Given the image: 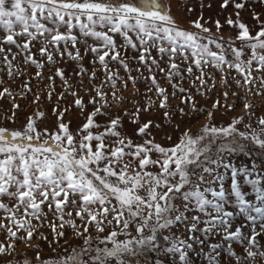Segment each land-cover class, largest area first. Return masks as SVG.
<instances>
[{
  "label": "snow or ice",
  "instance_id": "snow-or-ice-1",
  "mask_svg": "<svg viewBox=\"0 0 264 264\" xmlns=\"http://www.w3.org/2000/svg\"><path fill=\"white\" fill-rule=\"evenodd\" d=\"M230 2L243 9L247 0H223L220 7ZM236 16L226 20L239 30L233 40L220 35L218 19L203 14L189 22L195 31L182 28L164 0H0V77L4 72L13 82L25 77L22 91L3 88L0 99L31 94L32 103L40 104L32 83L39 87L47 80L51 101L57 79L59 99L65 93L73 97L72 105L53 106L52 131L39 127L46 119L39 110L35 119L26 117L23 129L0 127V230L6 240L35 252L17 258L19 243L0 241V264H197L193 256L203 257L204 264H222V250L228 264H264V116L257 117L258 130L251 123L240 130L245 116L217 126L214 112L224 108L226 115L236 105L218 97L211 110L197 108L191 92L195 88L205 96L231 88L229 78L241 91L255 88L256 80L264 89V75L253 76L264 71V23L253 35L239 12ZM253 17L259 20L255 12ZM78 43L86 45L83 54ZM89 52L91 71L82 63ZM65 57L76 65L73 76L87 102L69 84L68 68L60 66ZM31 67L34 75L28 73ZM209 68L219 73V82ZM186 79L189 88L183 86ZM254 94L264 95L259 89ZM221 95L226 102L238 93ZM238 98L251 120L253 104L246 96ZM171 99H180L187 111L173 107ZM73 107L84 121L75 131L65 122ZM114 107L123 112L106 110ZM158 110L162 123L141 119ZM193 114H206L208 123L196 132L176 123V117ZM14 117L15 111L7 119L15 123ZM98 117L105 118L103 124ZM126 123L134 126L131 133ZM166 126L178 133V142L169 147L153 135ZM241 155L248 163L234 162ZM43 227L51 230V240L39 231ZM66 229L82 238V245L65 248L66 256L43 258L36 240L50 248L61 238L67 244ZM234 241L243 245L242 253Z\"/></svg>",
  "mask_w": 264,
  "mask_h": 264
},
{
  "label": "rangeland",
  "instance_id": "rangeland-1",
  "mask_svg": "<svg viewBox=\"0 0 264 264\" xmlns=\"http://www.w3.org/2000/svg\"><path fill=\"white\" fill-rule=\"evenodd\" d=\"M235 2H242V0H235ZM165 5H170L171 8V15L176 19V21L178 22V24L185 29H189L191 31H195L194 28L191 27L190 25V21L195 20L198 18V16L200 14H203L205 19H209L211 18L212 20H216L218 19L221 23V25H223L221 31H220V35H222L225 39L228 38H232L233 40H235V37L238 33V29L229 26L226 23V20L229 16H231V18L235 21L237 19L236 13L239 12V19L241 22L245 23L251 33L253 35H255V33L257 31H259L261 23H264V2H262V0H247V2L245 3V7L243 9H235L232 5V3L230 2L229 6L227 8H221L220 5L223 3V0H164ZM201 3H203L204 7H201ZM211 4V7L209 8L207 5ZM185 5H189L191 6L194 11L191 13H188L186 11V7ZM256 13L259 15V20L254 19L253 17V13ZM206 26H211V25H206ZM213 32L216 31L215 27H212ZM0 34H2V31H0ZM78 34V32H77ZM81 40H84L85 38L80 37ZM116 42L118 44H122L123 40L121 37H119L118 35L115 36ZM89 43H92L91 39H88ZM241 41L236 40L235 44L237 47L241 46ZM36 47H39V44H36ZM78 48H80L82 54L84 52V48L86 47V45L84 43H78L77 45ZM61 49H63V45H61ZM33 51H35V48L33 49ZM246 51H250L247 50ZM129 52H131V50H129ZM134 54V53H133ZM153 55H156L155 51H153ZM37 58L38 54H37ZM92 58V54L89 52L87 55H85L84 60L82 61V63L85 66L89 67V70L91 71V67L89 65V61ZM65 61L66 62H61L60 66L61 67H67L68 68V76L70 77L69 79V84H75L76 85V91L78 92V94L80 96H82L85 100V102H87V100L89 99V96L86 94L85 91L80 90L79 87V78L78 77H74L73 76V69L76 68V65L74 62L72 61H67V58L65 57ZM255 67V65H254ZM54 70V69H53ZM36 69L34 67H31L28 69V73L29 75H34L35 74ZM208 71L212 72L215 77L217 82H219L220 79V75L218 72L215 71V69L209 68ZM45 74H47V70H45ZM99 75V73H97ZM199 73H197L198 75ZM233 75H235V73H232ZM121 75H123V72H121ZM145 75H147V73H145ZM261 75H264V71L262 72H253V76L254 77H259ZM2 79H4L5 83L3 85H0V90H2L3 88H10L12 89L14 92H18V91H22L21 85L23 80L25 79V77H19L17 79H15V81L13 82V80H9L7 77V73L4 72L2 77H0ZM190 79V78H188ZM237 79H240L239 76H237ZM84 81L85 83L87 82V77H84ZM48 81L45 80L43 83H41L39 85V87H37V84L35 81H33L32 83V88L34 91H39L40 96H41V103L40 104H33L32 100L34 99V96H32L31 94H28L27 96H25L24 98H21L20 96H17L15 98L14 101L11 100V98L5 96L4 98L0 99V127H5L8 129H23L24 125L27 123L26 117L29 115H33L37 110L45 112L46 113V119L42 120V121H38L39 127L41 129L43 128H47L50 131L54 130L56 128V123H57V118L56 116H54L52 114V108L53 106L59 104L62 108L64 106H68V105H72L73 104V97L68 95V93H65L64 96L65 98L63 100L59 99V97L56 95V93H59L62 91V88L60 87V81L57 79L56 81V93H53L54 98L49 101L47 99V93H48V89L46 87ZM163 83V81H162ZM256 83V87L253 88L252 85H248L247 88H245L244 90H239L236 88L234 81L231 80V78H229V84L232 85L231 88L228 89H224V88H216L214 89L212 92L207 93L205 96H200L196 94V90L195 88L191 89L192 95H193V99L197 102L196 103V107L197 108H201L204 107L207 110H211L212 108V104L218 99V97L221 100V103H227V104H235L236 108L234 111H230L227 112L226 115H224L225 113V109L221 108L218 112H214V119H213V123H215L217 126H219L221 123L227 125L228 123L231 122V118L233 116H245V119L243 121V124L238 125V127L240 128L241 131H247V129L244 128V124H248L251 123L252 126L254 128H259L258 124H257V117L260 116H264V95H260L257 96L254 93L259 89L262 93H264V89L260 88V82L259 80L255 81ZM209 84H211V81H209ZM197 85H199V82L197 81ZM167 86V85H166ZM185 88H189V84L187 82V79L184 82L183 85ZM90 87V86H89ZM140 87V91L141 94L144 93L145 91V87L144 84L141 83L139 85ZM251 88L252 91L249 92L248 89ZM227 90L229 92V95L231 96V94L233 92H237L238 96H232L231 99L227 100L226 102L223 100L222 97V92ZM172 89L169 86V92H171ZM94 94V93H93ZM125 96H129L130 92H125L124 93ZM247 97V100L250 101L253 104V107L251 109H249L250 112H254L255 115L251 118V120L248 119V117L245 114V110L243 108V103L242 101L238 98V97ZM140 98V97H137ZM13 103L20 105L19 109H13ZM171 104L173 107H176L177 105H179L182 108H185V110L187 111V108L185 107V104L181 103L180 99H171ZM126 108H131L132 105L126 104L125 105ZM88 110H91V105L88 106ZM107 111H110L112 113H116V112H123L122 108H118V107H114L111 109H106ZM13 111H15V117L14 119L16 120L15 123L12 122V120L7 119V117H11L13 116ZM206 114H202L197 116L196 114H193L191 116V118H185L184 120H180L179 117H176V123H180L184 126H187L189 128L192 129L193 132L198 131L201 127H203L204 124L208 123L207 119L205 118ZM33 118L35 119V116L33 115ZM98 119L100 120L101 124L104 123L105 118L104 117H98ZM142 120H148V119H155L157 123H162L163 122V111L162 110H158L153 112L152 116H142L141 117ZM71 121V128L73 131H75V129L82 125L84 123L83 119L79 118V109H76L75 107H73L72 111L67 114L66 116V121ZM134 126L130 123H126L125 124V130L128 131L129 133H131L132 128ZM183 130V128L181 129ZM166 134H171L173 136V139L171 141L167 140L165 138ZM153 135L156 137V142L160 143L161 145L165 146V147H169L172 144H174L175 142H178V133L174 132L173 129L171 127H165V131L163 133L154 130L153 131ZM133 139H136V137H133ZM234 162L236 163H248V158L244 157V156H238L234 158ZM264 163V162H262ZM241 218H237V220L239 221ZM79 223V221H77ZM39 231L43 232L45 235L48 236V239L51 240L52 236L50 234V229L47 227H43L41 228ZM66 235H67V239H68V243L65 244L64 243V239L61 238L59 241V245L57 244H53L52 247L50 248L47 243L43 240H36V243L41 244L42 245V251H41V255L43 258L47 259V258H55L58 255H67L68 253L64 251L65 248H69L70 246H80L82 245V238L81 239H77L75 238V234L73 233V231L71 229H66ZM93 235H96V233L93 231ZM121 239H123V237H121ZM0 241H3L5 244L7 243H19L16 241H11V240H6L5 239V233L0 230ZM235 250L237 252L242 253L243 250V245H238L237 242H233ZM53 248H55V252H53ZM207 250V249H205ZM22 252H28L29 256H34L35 252L31 251L29 249H26L23 243H19V247L16 249V255L17 258H19V254ZM193 258L197 261V264H204V260L203 257H195L193 256ZM228 252L226 250H222V257H221V261L222 264H228ZM9 259H11V257H9Z\"/></svg>",
  "mask_w": 264,
  "mask_h": 264
}]
</instances>
